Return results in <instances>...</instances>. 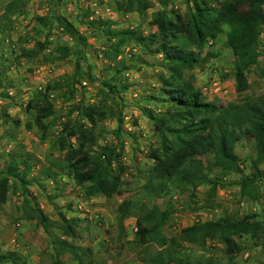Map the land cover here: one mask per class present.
I'll return each instance as SVG.
<instances>
[{"label": "rangeland", "instance_id": "rangeland-1", "mask_svg": "<svg viewBox=\"0 0 264 264\" xmlns=\"http://www.w3.org/2000/svg\"><path fill=\"white\" fill-rule=\"evenodd\" d=\"M119 1L0 0V175L10 156L20 170L27 165L21 179L8 176L6 200L0 205V249L17 253L13 264H75L69 247L59 241L66 240L90 246L92 264H150L159 244L137 233L135 217L142 208L157 205L168 210L160 226L164 236H176L182 226L217 217L248 215L249 220H259L261 227L254 236L248 232L234 235L242 249L233 260L235 264H264V176L253 181L255 198L239 191V178L249 173L255 154L251 137L243 135L235 142L239 171L223 172L211 163L210 153L198 155L208 167L209 180L215 182L213 191L209 180L191 186L171 179L159 186L153 179L154 189L144 186L151 164L148 149L162 146L145 108L156 112L165 108L158 87L160 74L167 70L159 53L111 32H155L154 10L183 17L191 9V0H148L150 6L141 12L120 9ZM56 13L68 18L84 39L77 42L64 31L55 21ZM35 14L48 20L37 32L31 29ZM221 28L215 37H206L199 49L181 38L177 41L195 56L192 65L183 68L181 78H190L203 100L225 106L264 92V28L258 37L257 60L246 71L248 87L239 93L234 90L232 55L225 44L227 25ZM59 45L67 50L66 55L60 54ZM25 49L39 51L27 56ZM103 80L115 84L118 91L110 92ZM122 83L127 86L119 90ZM42 96L52 104L44 118L45 129L33 120L34 104ZM76 105L96 106L103 115L93 114L94 121L89 123ZM75 122L84 123L94 137L92 154L104 159L98 153L105 148L116 154L110 166L123 168L119 192L86 196L65 167L55 139L63 124ZM68 139L74 145L79 142L76 135ZM258 166L264 170V160ZM122 199L131 203L127 215L119 218L116 207ZM34 207L46 215L44 226L36 219ZM61 217L77 218L75 236L61 232ZM179 249L191 261L226 259L223 244L216 240L203 245L180 241Z\"/></svg>", "mask_w": 264, "mask_h": 264}, {"label": "trees", "instance_id": "trees-1", "mask_svg": "<svg viewBox=\"0 0 264 264\" xmlns=\"http://www.w3.org/2000/svg\"><path fill=\"white\" fill-rule=\"evenodd\" d=\"M263 4L264 0H191V9L183 17L177 12L167 16L163 9L154 10L151 23L156 26L155 32L142 34L135 29L112 30L111 33L120 35L121 40L127 36L128 39L142 43L149 52L159 53L167 70L166 74H160L158 87L166 102L165 108L160 112L145 108L146 116L160 134L162 146L148 149L146 155L151 159V164L146 169L144 186L154 189L153 179L159 186L171 179L191 186L197 181L209 180L208 167L198 157L203 153H210L211 163L221 171H239L235 142L247 135L252 138L255 154L251 159L249 173L241 174L239 178V191L250 198L256 197V193L252 192L253 181L264 176V170L258 166L264 160V92L240 97L225 106L203 100L192 80L181 78L183 68L191 66L195 56L191 50L184 49L177 39L186 40L199 49L206 37H215L222 30L221 25L226 24L225 44L232 55L234 90L239 93L248 87L246 71L257 60L258 37L264 28ZM148 6V0L118 2V8L137 12ZM54 18L77 42L84 39L63 15L56 13ZM47 22L46 16L35 14L31 24L32 31L37 32ZM35 42L40 45L39 40ZM57 49L61 55H66L64 46L59 45ZM37 51L39 50L25 49L23 54L28 56L32 52L35 55ZM103 84L110 92L118 91L109 80H103ZM126 86V83H122L119 90ZM146 97L150 98L151 95ZM51 106V102L43 96L35 102L33 120L38 128L45 129L44 118L50 113ZM76 107L89 123L94 121L93 114L99 117L103 115L102 110L96 106ZM82 125V122L63 124L56 136L55 145L63 151L65 167L76 184L83 187L86 196L95 193L109 196L119 192V176L123 168L119 164L110 166L111 159L116 154L110 149L105 151L107 148L98 153L104 159L92 154L90 145L94 143V137ZM72 135L79 139L76 145L68 139ZM22 162L25 163L24 160ZM26 170L27 165L20 170L12 156L4 162L1 169L4 174L0 175V205L6 200L8 176H18L21 179ZM209 181L210 190L213 191L215 182ZM130 203L129 199H122L117 204L119 218L127 215ZM33 210L38 222L44 226L46 215L38 207ZM167 216L166 208L151 205L142 208L135 217L137 233L148 241L155 240L159 244V248L150 257V264H235L233 257L242 246L234 235L248 232L254 236L261 227L259 220H249L248 215L234 219L217 217L182 226L176 236H164L160 233V226ZM61 219V232L70 237L75 236L77 218ZM207 240L223 244L225 261H212L210 258L191 261L181 255L180 241L203 245ZM59 241L69 247L75 264H92L90 246ZM16 255L14 250L0 249V264H13ZM54 264L58 262L54 261Z\"/></svg>", "mask_w": 264, "mask_h": 264}, {"label": "crops", "instance_id": "crops-1", "mask_svg": "<svg viewBox=\"0 0 264 264\" xmlns=\"http://www.w3.org/2000/svg\"><path fill=\"white\" fill-rule=\"evenodd\" d=\"M67 20H69L68 18H67ZM70 21V20H69ZM71 22V21H70ZM232 81H233V79H232Z\"/></svg>", "mask_w": 264, "mask_h": 264}, {"label": "built area", "instance_id": "built-area-1", "mask_svg": "<svg viewBox=\"0 0 264 264\" xmlns=\"http://www.w3.org/2000/svg\"><path fill=\"white\" fill-rule=\"evenodd\" d=\"M215 84V83H214Z\"/></svg>", "mask_w": 264, "mask_h": 264}]
</instances>
